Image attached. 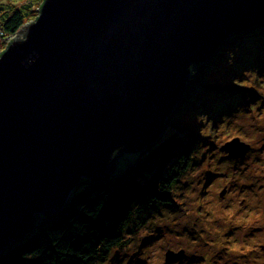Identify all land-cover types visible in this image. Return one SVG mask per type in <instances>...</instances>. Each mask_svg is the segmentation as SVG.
<instances>
[{
  "label": "water",
  "instance_id": "95a60500",
  "mask_svg": "<svg viewBox=\"0 0 264 264\" xmlns=\"http://www.w3.org/2000/svg\"><path fill=\"white\" fill-rule=\"evenodd\" d=\"M261 23L264 0H43L0 54V253L80 180L109 179L124 153L154 145L191 71ZM220 149L238 159L250 144Z\"/></svg>",
  "mask_w": 264,
  "mask_h": 264
},
{
  "label": "rangeland",
  "instance_id": "374dc122",
  "mask_svg": "<svg viewBox=\"0 0 264 264\" xmlns=\"http://www.w3.org/2000/svg\"><path fill=\"white\" fill-rule=\"evenodd\" d=\"M262 37L234 43L190 75L178 121L194 127L200 141L190 165L171 187L174 204L131 216L123 225L124 243L97 264H264ZM234 84L254 87L255 97L246 89L231 93L228 87ZM222 90L225 108L216 110V93ZM242 93L248 95L240 100ZM236 136L250 144L243 158H230L220 149ZM138 154L124 153L116 171L128 168ZM169 249L184 250V256L166 263Z\"/></svg>",
  "mask_w": 264,
  "mask_h": 264
},
{
  "label": "trees",
  "instance_id": "16d2710c",
  "mask_svg": "<svg viewBox=\"0 0 264 264\" xmlns=\"http://www.w3.org/2000/svg\"><path fill=\"white\" fill-rule=\"evenodd\" d=\"M42 1L0 0V54L21 25L37 15ZM261 36H264V23L233 33L218 52L225 53L234 43ZM199 69V65L196 66L191 75ZM195 81L193 84L197 83ZM228 89L231 93L246 89L252 97L257 92L254 87L238 84L230 85ZM223 93V90L216 93L220 101L216 110L225 108ZM247 95L242 93L240 100ZM186 97L188 94L174 108L161 137L154 145L139 152L137 163L128 167L129 172L127 168L117 171L113 175H116V182L111 181L113 176L107 179L108 184L102 187L105 191L101 193L95 186H98L97 181L89 185L78 183L73 197L63 209L37 221V234L30 236L33 231L30 232L0 253V264H97L110 250L124 243L123 225L131 216L137 217L161 206H173L171 187L190 165L200 141L194 127L178 121ZM170 125L171 129L167 131Z\"/></svg>",
  "mask_w": 264,
  "mask_h": 264
},
{
  "label": "bare ground",
  "instance_id": "6f19581e",
  "mask_svg": "<svg viewBox=\"0 0 264 264\" xmlns=\"http://www.w3.org/2000/svg\"><path fill=\"white\" fill-rule=\"evenodd\" d=\"M236 137H239V136H236ZM240 138V137H239ZM241 139V138H240ZM139 158V157H138ZM243 158V157H242ZM137 161V160H136ZM134 162V164L135 163H137V162ZM116 163H118V161H116ZM115 167H117V165L115 166ZM131 169L130 168H127V171L129 172ZM116 178V175L115 176H113V178H112V182H116L114 179ZM107 179H103V180H97V183H98V186L95 184V186L96 187H98L99 188V193H101V192H103V191H105L104 189L102 190V187H105V185H107L108 184V181H106ZM102 181H104V182H102ZM90 182L92 183L93 181L91 180V179H84V180H80V185H89L90 184ZM73 196H71V198H72ZM33 231V232H32ZM36 230H35V228H33L30 232H32L31 234H30V236L31 235H35V234H37L36 232H35ZM29 232V233H30ZM27 235H25L24 237H26ZM14 244V243H13ZM8 246V245H7ZM7 246H6V248H7ZM5 248V249H6ZM5 249L3 250V252L5 251ZM172 263H174V262H172Z\"/></svg>",
  "mask_w": 264,
  "mask_h": 264
},
{
  "label": "clouds",
  "instance_id": "9594fccd",
  "mask_svg": "<svg viewBox=\"0 0 264 264\" xmlns=\"http://www.w3.org/2000/svg\"><path fill=\"white\" fill-rule=\"evenodd\" d=\"M248 154V153H247Z\"/></svg>",
  "mask_w": 264,
  "mask_h": 264
}]
</instances>
